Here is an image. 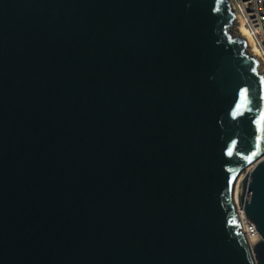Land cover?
<instances>
[{"label":"water","instance_id":"95a60500","mask_svg":"<svg viewBox=\"0 0 264 264\" xmlns=\"http://www.w3.org/2000/svg\"><path fill=\"white\" fill-rule=\"evenodd\" d=\"M236 21L0 0V264H264V72Z\"/></svg>","mask_w":264,"mask_h":264},{"label":"built area","instance_id":"2783aa9c","mask_svg":"<svg viewBox=\"0 0 264 264\" xmlns=\"http://www.w3.org/2000/svg\"><path fill=\"white\" fill-rule=\"evenodd\" d=\"M232 2L237 14L235 28L237 29L238 23L245 29L244 36L248 39V49H253L251 53L257 56L258 69L264 72V0H232ZM247 230L250 233L255 231L253 227Z\"/></svg>","mask_w":264,"mask_h":264},{"label":"bare ground","instance_id":"6f19581e","mask_svg":"<svg viewBox=\"0 0 264 264\" xmlns=\"http://www.w3.org/2000/svg\"><path fill=\"white\" fill-rule=\"evenodd\" d=\"M237 29L238 31L242 34V35H246V31L245 29L243 28L242 25H238L237 23ZM250 41V40H249ZM250 52L253 50L252 48H249ZM250 169V168H248ZM238 186H239V183L237 182L236 186H235V190H234V199L235 201H237V195H238ZM239 209V214H240V221H241V226H242V229L244 230V232L247 234V235H250L251 233L247 230V226H248V222L247 220L243 217V212H242V209L241 207H238Z\"/></svg>","mask_w":264,"mask_h":264},{"label":"rangeland","instance_id":"374dc122","mask_svg":"<svg viewBox=\"0 0 264 264\" xmlns=\"http://www.w3.org/2000/svg\"><path fill=\"white\" fill-rule=\"evenodd\" d=\"M235 30L237 31V29L235 28Z\"/></svg>","mask_w":264,"mask_h":264}]
</instances>
